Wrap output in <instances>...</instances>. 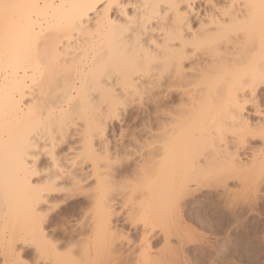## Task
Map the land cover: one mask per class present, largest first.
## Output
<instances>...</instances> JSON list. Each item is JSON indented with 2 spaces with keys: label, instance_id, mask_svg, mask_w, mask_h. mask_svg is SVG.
Here are the masks:
<instances>
[{
  "label": "bare ground",
  "instance_id": "obj_1",
  "mask_svg": "<svg viewBox=\"0 0 264 264\" xmlns=\"http://www.w3.org/2000/svg\"><path fill=\"white\" fill-rule=\"evenodd\" d=\"M26 2L41 7L9 10L20 34L12 58L0 61V264H120L119 238L131 239L117 227L128 177L118 158L129 143L107 126L126 120V100L139 94L155 101L148 157L136 170L150 175L146 185L138 177L146 191L138 190L139 215L151 218L139 254L119 255L121 264L188 263L150 256L154 222L204 190L232 192L227 182L241 173L264 177L261 0ZM174 93L180 106L160 109ZM80 196L88 231L64 249L46 224L57 203Z\"/></svg>",
  "mask_w": 264,
  "mask_h": 264
},
{
  "label": "rangeland",
  "instance_id": "obj_2",
  "mask_svg": "<svg viewBox=\"0 0 264 264\" xmlns=\"http://www.w3.org/2000/svg\"><path fill=\"white\" fill-rule=\"evenodd\" d=\"M233 34L234 32H230L229 36H233ZM263 85L264 83L262 84L259 90L260 95L262 94L261 97H264ZM131 98L132 100H130ZM131 98H129V100L128 99L126 100L125 103L126 105H124V110L121 111L122 114L126 111L127 112L124 113L123 115L120 113V115H122L126 120H123V122H121L120 124H118L115 121H112L113 122L112 125L109 124L107 126L108 131L111 132L112 130L111 133L110 132L108 133L110 134V136H117V134H119V132L121 131L123 135L125 134L124 136L127 135L126 137H124L125 138L124 141L126 140L124 143L125 144L129 143L130 146V147L128 146V148L125 149V151L127 150L128 152H125V155L120 156L121 158L123 157L122 159L123 161H121L120 157L118 158L120 171H122L121 173L124 175L123 173L124 171L126 174L125 176H128L129 178L131 177L130 180L127 177L124 179V182H122L123 180L121 181L122 184L120 183L122 185L120 187L121 188L120 193L125 201L124 204H122L123 207L120 206L117 209L118 212L121 211L120 213H122L120 214L121 219L120 222L117 223L118 225L117 227L125 231V233L129 234V238L131 239L130 240L131 243L128 244V246H125V242L120 241L119 238L117 244L121 243V245H117V249H116L117 254L115 255L117 256L118 253H120L119 255L123 258L127 257V255L129 257H132L133 255V257H135L136 255L139 254L137 250L140 249L139 248L140 237L143 231L145 230L144 228L146 227V225L144 227V225L142 224H148L149 218H151V217L146 218L148 220L147 221L148 223H144L145 218L143 219L141 218L142 216L139 215L142 206V205L140 206V202H139L141 197L140 195L143 193L142 191L144 190L146 191L145 189L146 186L144 187V185H146L150 179L149 180L147 179L148 180L147 182L146 180H144L149 175V174L145 175L147 172L145 171L146 169L145 170L143 169V173L145 172V174H142L145 175L146 177L145 176L142 177L140 173L138 174L137 169H139L138 166L142 164V162H144L143 158L145 160V158L148 157L146 152H149L148 146H150L149 143L150 141L148 142V140L151 139L150 136L147 137L148 134L145 132L151 131L154 126L153 109L155 106V101L150 95L147 94L146 95L139 94L137 96L134 95ZM159 103L161 104L160 109L162 110L164 109V106L165 108H169L170 110L178 108L180 106L179 96L176 93H174L167 101L166 98L165 99L160 98ZM260 109L264 117V106H262ZM140 129L143 131H141ZM128 133H130V135ZM233 133L238 134L240 133V131L234 130ZM233 133L232 134L228 133L227 136L230 137L231 135H233ZM128 135L131 137H129ZM110 136H108V138ZM110 139L112 138L110 137L109 140ZM250 139L251 138H249V141L252 144L254 143L256 145H259V143H261L260 141H262V139H259V137L256 138L254 137L251 140ZM146 143H149V145ZM124 157L127 159L129 158L128 162ZM245 158L243 160H245ZM250 173H248L250 177H246V175L245 177H241L242 176L241 173L240 180L236 178L235 180L234 179L230 180L229 183L227 182V186H229L230 191L232 192L235 191L233 195L234 196L236 195L235 196L236 198L232 195H229V193L232 192H229L227 194L220 192L218 196L209 195L210 197L209 198L208 196L204 195L207 194V192L204 190L188 198L189 203L179 206L178 208L179 210L178 212H176L177 214L170 213V215L172 214L170 216L171 218H167V215L169 214L166 213L165 214L166 216L163 217V221L165 220L166 222L167 220L168 222L165 223L163 221L162 222L159 221L161 223L160 225L159 224L157 225V222H154L155 224L154 223L153 224L155 226L154 228L155 230H153V233L149 238L150 245L148 244L149 245L148 253L150 254V256H154L157 253H161V254L164 253L163 255L165 256L168 254L169 257L171 256L170 258L173 257L174 259L179 258L181 256L188 261V263L186 264H264V182H263L264 177H262L261 173L259 174L258 177H256V175L258 174L253 176V173L255 174V172H253L251 175ZM262 174H264V172H262ZM138 177L139 178L141 177L142 179L144 178L143 179L144 181H142L144 182V185L140 184L142 183L141 181H139L141 178L139 179ZM126 179H128L129 181V182L127 181L128 182L127 185L125 184ZM138 181L140 185H137ZM240 185L243 186L241 187ZM128 186L131 188H129ZM140 187L144 188V190H138V189H142ZM124 188H128L127 190L129 191H127ZM203 196H206L207 198H204ZM229 198H231L233 201H230ZM202 200H205L206 204L203 203ZM83 201H84L83 196L75 197L69 201L68 200L61 201L57 203L56 207H54V209L52 210L51 218L49 221L50 223L48 222L46 226L52 225L50 227H52L53 229L50 228L51 229L50 230L48 227L47 234L48 236H52L53 240L55 241L58 239L57 242L60 243L59 245L61 248H64L65 245L68 244L69 240L71 243H73L78 238V243H80L81 241L83 242V240L81 239L86 237L87 234L86 232L88 231V227L86 226L87 224L86 215L88 214L87 212L88 210L84 208ZM121 208L122 210H120ZM173 215L174 216L179 215L177 216V220H179V222L176 220V218ZM130 217H131V221L128 222L127 219L130 220ZM150 221L152 220L150 219ZM162 224H164V229H161L163 227L161 226ZM164 233L167 234L165 235ZM163 235L169 237V238L167 237L168 238L167 243L169 241L168 243L169 246L165 244L166 242H164L165 238ZM164 245H167V247ZM167 248L171 252L170 254ZM158 249L160 252L158 251ZM64 251L67 250H63V252ZM98 251H100V249ZM106 251L107 249L100 253H104ZM27 254L28 253H26L24 257H28ZM119 255H118L119 258L117 257L118 259L115 260L117 261L120 259V264H121L122 259L120 258ZM117 262L119 263V261ZM132 263L133 262H131L130 264ZM109 264H113V263L111 262Z\"/></svg>",
  "mask_w": 264,
  "mask_h": 264
},
{
  "label": "snow or ice",
  "instance_id": "obj_3",
  "mask_svg": "<svg viewBox=\"0 0 264 264\" xmlns=\"http://www.w3.org/2000/svg\"><path fill=\"white\" fill-rule=\"evenodd\" d=\"M39 7H41L40 4L26 2V0H12L10 3H6L5 0H0V61L5 58H12L20 34L14 17L9 15V10ZM44 7L48 6L44 5ZM259 7L262 11V27H264V0H261ZM3 118V115H0V119Z\"/></svg>",
  "mask_w": 264,
  "mask_h": 264
}]
</instances>
